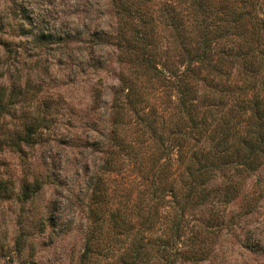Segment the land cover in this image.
I'll return each instance as SVG.
<instances>
[{
  "label": "clouds",
  "instance_id": "clouds-1",
  "mask_svg": "<svg viewBox=\"0 0 264 264\" xmlns=\"http://www.w3.org/2000/svg\"><path fill=\"white\" fill-rule=\"evenodd\" d=\"M0 264H264V0H0Z\"/></svg>",
  "mask_w": 264,
  "mask_h": 264
}]
</instances>
